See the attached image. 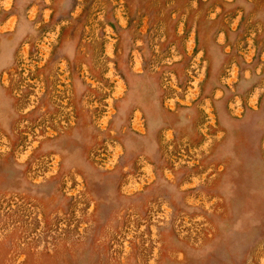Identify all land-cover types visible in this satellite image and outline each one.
Segmentation results:
<instances>
[{"label":"rangeland","instance_id":"rangeland-1","mask_svg":"<svg viewBox=\"0 0 264 264\" xmlns=\"http://www.w3.org/2000/svg\"><path fill=\"white\" fill-rule=\"evenodd\" d=\"M0 264H264V0H0Z\"/></svg>","mask_w":264,"mask_h":264}]
</instances>
